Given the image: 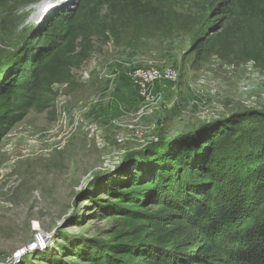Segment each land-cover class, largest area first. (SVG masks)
Returning a JSON list of instances; mask_svg holds the SVG:
<instances>
[{
  "label": "rangeland",
  "instance_id": "obj_1",
  "mask_svg": "<svg viewBox=\"0 0 264 264\" xmlns=\"http://www.w3.org/2000/svg\"><path fill=\"white\" fill-rule=\"evenodd\" d=\"M43 1L13 0L7 11L0 9V69L36 25ZM215 1L146 0L157 14L138 22L121 5L113 13L103 10L120 42L95 41L71 83L54 85L53 108L31 112L0 142V264L34 248L49 231L52 239L16 264L44 252L65 264H147L161 227L153 220L155 206L137 205L132 197L153 194L146 187L148 144L176 136L165 142L171 144L185 128L264 112V64L243 56L254 36L250 27L231 37L200 27ZM77 2L60 8L67 12ZM147 67L177 74L174 81L148 85L153 99L133 78ZM35 262L49 264L39 257Z\"/></svg>",
  "mask_w": 264,
  "mask_h": 264
},
{
  "label": "trees",
  "instance_id": "obj_2",
  "mask_svg": "<svg viewBox=\"0 0 264 264\" xmlns=\"http://www.w3.org/2000/svg\"><path fill=\"white\" fill-rule=\"evenodd\" d=\"M12 2L0 0V9L7 11ZM116 4L137 22L157 14L146 0H81L67 12L53 10L26 31L21 48L7 55L0 69V142L31 112L53 108V86L71 83L72 71L95 52V41L120 42L102 15L106 7L113 13ZM208 9L202 31L206 26L211 34L231 37L250 27L254 36L243 45V56L263 65L264 0H216ZM0 40L5 46L3 36ZM202 49L199 45L196 52L203 56ZM198 130H186L171 144L160 135L145 151L151 162L145 166L146 187L153 194L132 200L154 205L153 220L161 227L147 264H264V112L248 111ZM38 257L65 264L59 256L51 261L50 252L33 255L26 264H37Z\"/></svg>",
  "mask_w": 264,
  "mask_h": 264
},
{
  "label": "water",
  "instance_id": "obj_3",
  "mask_svg": "<svg viewBox=\"0 0 264 264\" xmlns=\"http://www.w3.org/2000/svg\"><path fill=\"white\" fill-rule=\"evenodd\" d=\"M53 2H55V1H52V0H44L43 1V3L41 4V7H42V9H41V11L38 13V17H37V22H36V25H39L43 20H44V18H46L53 10H55V9H57V8H59V7H62V6H65L66 5V3H68V2H70V0H65V1H63V0H60V2L58 3V4H52L51 5V3H53ZM79 2H80V0H78V2H77V5L79 4ZM47 5H49V6H47ZM76 5V6H77ZM44 6H47V8L46 9H44L43 7ZM75 7V6H74ZM76 9V8H75ZM43 12V13H42ZM40 15V16H39ZM189 128H185V131L186 130H188ZM185 131H183V132H181V134H184L185 133ZM197 131H199V130H197ZM157 134H159V133H157ZM177 136H180L179 134H177ZM166 138V140L168 141V140H170V141H172L174 138H176V136H173V137H165ZM158 139H159V137L157 136L156 138H153V140L151 141L152 143H149L148 144V146L147 147H149V146H151L152 144H154V143H156V142H158ZM145 144H146V142H145ZM144 147V146H143ZM146 147V148H147ZM131 152H133V151H129V152H127L128 154L129 153H131ZM127 154H125L124 156H126ZM121 158V157H120ZM126 158H122V160L119 162V160H118V165H120L122 162L124 163V160H125ZM122 163V164H123ZM121 164V165H122ZM117 165V166H118ZM120 165V166H121ZM54 232V231H53ZM52 232V233H53ZM50 231L48 232V234H46V235H44L41 239H40V236H39V238H36V240L34 241V248H32V249H35L36 247H37V245L39 244V242L40 241H46V242H48V240L51 238V234H52ZM31 247H24L23 249H21V250H18L15 254H14V257L13 258H11L10 260H8V263L7 264H16L19 260H21V259H23L25 256H27L30 252H32L31 250L32 249H30Z\"/></svg>",
  "mask_w": 264,
  "mask_h": 264
},
{
  "label": "built area",
  "instance_id": "obj_4",
  "mask_svg": "<svg viewBox=\"0 0 264 264\" xmlns=\"http://www.w3.org/2000/svg\"><path fill=\"white\" fill-rule=\"evenodd\" d=\"M133 78L135 79V82L142 90V94L146 97V95L151 96V94L148 93V87L153 84L157 83L159 81L167 80V81H174L177 78V74L174 69H159L158 67H147L143 70H138L133 72ZM149 85V86H148ZM55 87V86H53ZM57 88V86H56ZM152 98V96H151ZM153 99V98H152ZM149 100V99H147ZM53 236H51L50 239H52ZM49 239V241H50ZM46 243V241H40L39 244L35 249L32 250L34 252L35 250L42 249V244ZM20 261V260H19Z\"/></svg>",
  "mask_w": 264,
  "mask_h": 264
},
{
  "label": "bare ground",
  "instance_id": "obj_5",
  "mask_svg": "<svg viewBox=\"0 0 264 264\" xmlns=\"http://www.w3.org/2000/svg\"><path fill=\"white\" fill-rule=\"evenodd\" d=\"M52 4H54V3H52ZM47 6H49V5H47ZM47 8V7H46ZM43 246V245H42Z\"/></svg>",
  "mask_w": 264,
  "mask_h": 264
}]
</instances>
